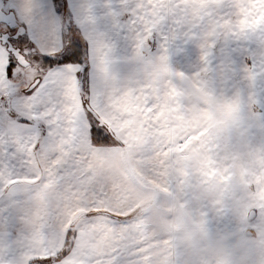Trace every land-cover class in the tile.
Here are the masks:
<instances>
[{
  "label": "snow or ice",
  "instance_id": "6c2138e0",
  "mask_svg": "<svg viewBox=\"0 0 264 264\" xmlns=\"http://www.w3.org/2000/svg\"><path fill=\"white\" fill-rule=\"evenodd\" d=\"M233 132L264 143V0H0V264H151L117 195Z\"/></svg>",
  "mask_w": 264,
  "mask_h": 264
},
{
  "label": "crops",
  "instance_id": "0c3cea01",
  "mask_svg": "<svg viewBox=\"0 0 264 264\" xmlns=\"http://www.w3.org/2000/svg\"><path fill=\"white\" fill-rule=\"evenodd\" d=\"M192 142L197 143L189 138L171 150L174 155L156 179L116 197L117 206L142 233L139 241L126 242L130 247L139 242L151 264H169L171 237L185 226L178 219L181 211L191 212L198 229L243 234L257 228L250 214L256 205L255 188L264 202V143L258 140L256 146L238 132L226 135L218 146L200 142L198 148ZM234 174L239 179L232 183ZM197 189L215 191L216 198L198 203ZM165 224L167 229L161 227ZM260 229L264 235V224Z\"/></svg>",
  "mask_w": 264,
  "mask_h": 264
},
{
  "label": "clouds",
  "instance_id": "9594fccd",
  "mask_svg": "<svg viewBox=\"0 0 264 264\" xmlns=\"http://www.w3.org/2000/svg\"><path fill=\"white\" fill-rule=\"evenodd\" d=\"M195 197L198 203L212 201L216 192L197 189ZM178 219L185 226L171 237L169 264H264V235L198 229L190 211H181Z\"/></svg>",
  "mask_w": 264,
  "mask_h": 264
},
{
  "label": "rangeland",
  "instance_id": "374dc122",
  "mask_svg": "<svg viewBox=\"0 0 264 264\" xmlns=\"http://www.w3.org/2000/svg\"><path fill=\"white\" fill-rule=\"evenodd\" d=\"M258 141V140H257ZM257 141H256V146L258 145L257 144ZM200 142H197L196 144H194L193 142L191 143L193 146H197L198 148H200L199 147V145H197V144H199ZM257 148H256V153H257ZM235 176L232 178V179H230V182L232 181V183L234 182V181H237L238 179H239V177L238 176H236V174H234ZM257 195V191H256V188H255V197H256V205H255V207L252 209V213L250 214V219L252 220V221H254L255 222V224H256V229L254 230V229H246L247 231L245 232V233H251V234H259V230H261L260 229V227H262L263 226V224H264V210H263V208H264V202H263V200H262V198H259V197H257L256 196ZM140 213H138V215H139ZM135 218V217H134ZM260 224V225H259ZM178 231V230H177Z\"/></svg>",
  "mask_w": 264,
  "mask_h": 264
}]
</instances>
